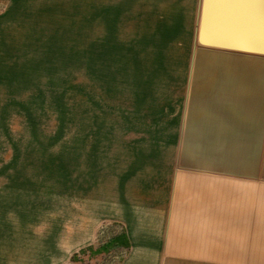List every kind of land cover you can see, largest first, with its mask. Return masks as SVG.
Returning a JSON list of instances; mask_svg holds the SVG:
<instances>
[{
  "label": "rangeland",
  "instance_id": "374dc122",
  "mask_svg": "<svg viewBox=\"0 0 264 264\" xmlns=\"http://www.w3.org/2000/svg\"><path fill=\"white\" fill-rule=\"evenodd\" d=\"M225 11L206 20L223 40ZM202 18L203 0H0V264H176L211 249L264 264V179L190 131L214 114L194 77L258 65L234 37L235 56L200 54L196 70L200 52L220 54L199 48Z\"/></svg>",
  "mask_w": 264,
  "mask_h": 264
},
{
  "label": "crops",
  "instance_id": "0c3cea01",
  "mask_svg": "<svg viewBox=\"0 0 264 264\" xmlns=\"http://www.w3.org/2000/svg\"><path fill=\"white\" fill-rule=\"evenodd\" d=\"M229 12L222 14L226 15L220 17V21H222L221 29L224 31L222 38L227 39L229 37H233L234 39V37H238L239 40L245 43L251 40L252 37H259L261 32L264 34V18L261 20L262 27L258 24L259 19L255 18L253 15H250L252 16L250 20H245L241 26H238L237 24L232 23V16L235 14H247L242 13V11L237 8L230 10ZM211 46L200 45L199 48L211 49L215 52H219L220 54L200 52L198 54L196 70L198 65H200V54L209 56H235L231 48ZM236 57H242L243 59H246L247 62L255 63L258 66L243 67V69H247L251 72H248L243 76H230L223 80H220L217 76H213L211 72L212 76H206V72H204L203 76L200 78L194 77V97L198 98L203 106L210 108L214 114L212 116L201 114L200 118L203 122L202 124L205 125L202 127L194 126L190 131L196 132V137L200 140L208 139L209 141H214L213 143L219 140L225 143L226 146L229 144L228 149H233L236 155L241 156L244 160L243 167L235 168L234 171L236 174L240 175L239 177L245 179L244 176L257 175L258 179H264V171L262 168L263 164L261 162V156H264V134L262 138L263 140L261 138H257V136L264 131V81L261 82L258 77H255V74H261L264 76V54L254 52L249 53L248 56ZM198 79L201 83H203V85L206 83L209 85L214 81H218L213 87L215 90L212 88L213 91L211 93H204L203 87L201 88L198 86ZM243 86H247L249 88V92L243 90ZM218 99L223 102H217L216 100ZM232 110H243L241 115L242 117H234L231 114ZM258 117H260V119H258ZM215 120H219L222 123H229L232 126L233 131L229 132L228 130H225V125H220L218 128L212 127V123ZM211 130H214L212 131L214 133H212ZM187 140L193 141L191 132L188 134ZM240 142H242L245 147L239 146L238 143ZM254 144L257 146L261 145L262 151L260 154L249 157V147ZM213 164V174L223 175L224 171L227 170L226 168L217 166V163L215 162ZM194 243L195 242H193V244ZM209 251L210 252L208 254L212 255L211 257L183 255L185 260L175 261L172 259V262L176 264H222L223 262L225 264H234V262L222 259V256H220V253H222L221 249H211ZM228 256L231 255L228 254Z\"/></svg>",
  "mask_w": 264,
  "mask_h": 264
},
{
  "label": "water",
  "instance_id": "95a60500",
  "mask_svg": "<svg viewBox=\"0 0 264 264\" xmlns=\"http://www.w3.org/2000/svg\"><path fill=\"white\" fill-rule=\"evenodd\" d=\"M233 7L240 9L244 14L253 15L255 18L259 19L260 22L264 18V14L261 13V11L260 13L257 11V9L264 10V0H203V18L199 32L200 42L224 48L234 47L235 41L233 38L229 37L224 40L217 38L216 36L208 33L206 28V20L209 14L220 15L222 9H226L225 13H228ZM254 41H256V45H254V42L251 40L245 43H247L250 50H253L255 53L264 54L263 32H261L259 37H256Z\"/></svg>",
  "mask_w": 264,
  "mask_h": 264
}]
</instances>
